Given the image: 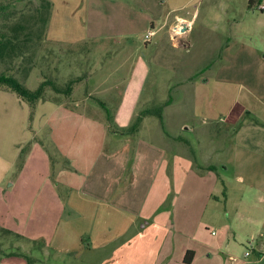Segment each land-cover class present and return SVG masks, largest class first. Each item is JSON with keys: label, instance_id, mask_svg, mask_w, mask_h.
Returning a JSON list of instances; mask_svg holds the SVG:
<instances>
[{"label": "crops", "instance_id": "obj_1", "mask_svg": "<svg viewBox=\"0 0 264 264\" xmlns=\"http://www.w3.org/2000/svg\"><path fill=\"white\" fill-rule=\"evenodd\" d=\"M248 7L251 13L259 12L249 0ZM260 14L255 25L263 35L260 46L245 44L248 47L242 49L235 44L238 48L232 51L230 42L222 45L224 53L254 58L244 65L243 82L229 107L212 115L218 120L211 136L212 143H218L213 150L225 151L217 138L225 130L234 131L222 165L199 162L183 149L189 141L181 134L152 131L151 141L113 131L104 120L70 104L76 86L69 96H47L37 104L44 114L39 130L47 141L34 132L30 154L26 159L25 152L23 161L28 166L37 152L42 178L30 177L23 169L4 185L16 162L0 157V228L19 234L53 258L65 255L88 264H264V13ZM168 15L159 30L168 24ZM178 20L187 26L185 36L193 20L177 16ZM232 20L230 26L237 23L234 16ZM257 29L251 34H258ZM86 39L87 34H80L49 41L74 46ZM204 81L207 86L209 81ZM224 82V90L234 91L233 82ZM198 86L202 85L197 90ZM84 98L75 102L83 103ZM172 104L173 100L164 107L163 119ZM219 166L230 171L232 184L244 189L225 217L217 209L219 202L229 199L219 188L224 184ZM213 226L218 230L209 232ZM191 250L194 255L187 262L185 255ZM19 254L25 253L12 258L1 254L0 264H29ZM33 264L49 263L36 257Z\"/></svg>", "mask_w": 264, "mask_h": 264}, {"label": "rangeland", "instance_id": "obj_2", "mask_svg": "<svg viewBox=\"0 0 264 264\" xmlns=\"http://www.w3.org/2000/svg\"><path fill=\"white\" fill-rule=\"evenodd\" d=\"M49 1L52 8L47 25L41 21L43 15L49 14L43 0H0V34H11V28L20 27L24 47L19 56L0 60V74L14 76L32 90L46 79L64 85L70 79L86 76L82 83L76 84L73 98L68 101L72 106L76 103L75 108L104 120L113 131L128 129L140 111L172 98L173 104L166 107L163 121L156 115H147L143 118L144 126L141 124L136 133L125 136H144L152 141V131L181 134L189 141L183 149L195 155L199 162L222 165L220 160L229 157L227 150L234 131L225 130L217 138L226 145L225 151L213 150L218 143L213 144L211 136L216 132L218 120L212 115L229 107L243 82L244 65L254 60L238 52L224 53L222 45L230 42L234 45L232 51L238 46L256 47L263 37L255 26L256 19L262 15L250 12L248 0H108L109 3L104 0V4L98 0ZM166 14L169 22L159 30ZM177 16L193 20L185 36L182 33L186 30L177 32L185 27L176 21ZM233 16L237 23L230 26ZM253 29L258 34H251ZM150 31H155V35H150ZM80 34H87V39L74 46L49 41L71 40ZM227 66L233 72H228ZM219 67L226 72L218 70ZM206 79L207 86L203 84ZM224 79L235 84L234 91L224 90L228 85ZM198 84L202 86L197 90ZM47 90L46 96L66 97ZM86 91L90 95L85 96ZM82 98L83 103L75 102ZM31 113L29 105L15 92L0 89V157L16 162L4 185L16 180L23 169L30 177L36 174V178H42L41 164L35 160L37 152L28 166L22 157L25 152L26 159L30 154L32 145L28 144L34 132L47 141L46 133L39 130L44 124V114L37 109ZM222 167L219 166L218 173L224 184L219 188L229 199L219 202L217 209L225 217L226 211L237 205L244 189L232 184L230 171ZM215 228L210 227L209 232L218 230ZM26 240L0 228V255L22 251L49 264H88L84 259L73 261L65 255L53 258Z\"/></svg>", "mask_w": 264, "mask_h": 264}, {"label": "trees", "instance_id": "obj_3", "mask_svg": "<svg viewBox=\"0 0 264 264\" xmlns=\"http://www.w3.org/2000/svg\"><path fill=\"white\" fill-rule=\"evenodd\" d=\"M43 4L45 5V9L49 12V14L46 16L41 17V21L48 25V22L50 20V9L52 8V4L49 0H43ZM253 0H249V6L252 4ZM19 28L20 27H14L11 28V34L8 33H1L0 34V60L6 59L8 57H15L19 56L20 52L23 51L24 47L21 44V39L19 35ZM84 77L78 76L74 79H70L67 81L64 85H59L56 83V81L52 79H46L40 83V85L32 90L27 88L25 85H23L17 78L14 76H9L5 74H0V89H6L12 92H15L17 96L22 100L23 102H26L29 107L32 110V115L34 114L37 104L39 101L44 100L46 96L47 89H51L57 94H63L66 96H69L77 83H79ZM172 98L167 99L164 101L161 105L153 107V108H147L140 111L138 114L135 123L129 127L128 129L122 131L123 133H136L139 130V127L143 121V118L147 115H156L160 118L161 121H163V109L166 105H168L171 102ZM24 153V151H22ZM24 156V154H23ZM8 232V231H7ZM16 236H20L17 234ZM4 255L10 256L15 255L16 253H3ZM27 259L29 264H33L35 262V258L32 256H29L27 254H19ZM194 255V252L188 251L185 255V260L187 262H190L192 257Z\"/></svg>", "mask_w": 264, "mask_h": 264}, {"label": "built area", "instance_id": "obj_4", "mask_svg": "<svg viewBox=\"0 0 264 264\" xmlns=\"http://www.w3.org/2000/svg\"><path fill=\"white\" fill-rule=\"evenodd\" d=\"M254 8L256 10H258L259 12L261 13H264V0H256L255 4H254ZM182 26L179 27V29L181 28ZM183 29V28H182ZM182 29H180L179 31L177 30V32H181ZM150 35H153V31H150L149 32ZM251 253V250H247L246 251V256H249Z\"/></svg>", "mask_w": 264, "mask_h": 264}, {"label": "water", "instance_id": "obj_5", "mask_svg": "<svg viewBox=\"0 0 264 264\" xmlns=\"http://www.w3.org/2000/svg\"><path fill=\"white\" fill-rule=\"evenodd\" d=\"M187 29V26L185 25V27L182 29V31H185Z\"/></svg>", "mask_w": 264, "mask_h": 264}]
</instances>
